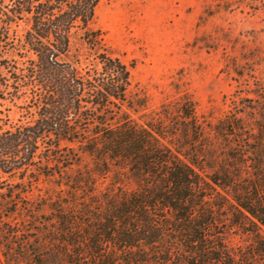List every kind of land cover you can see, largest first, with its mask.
Wrapping results in <instances>:
<instances>
[{
    "label": "trees",
    "instance_id": "16d2710c",
    "mask_svg": "<svg viewBox=\"0 0 264 264\" xmlns=\"http://www.w3.org/2000/svg\"><path fill=\"white\" fill-rule=\"evenodd\" d=\"M106 1L0 0L4 264H264V83L231 61L219 119L148 113L93 27Z\"/></svg>",
    "mask_w": 264,
    "mask_h": 264
},
{
    "label": "rangeland",
    "instance_id": "374dc122",
    "mask_svg": "<svg viewBox=\"0 0 264 264\" xmlns=\"http://www.w3.org/2000/svg\"><path fill=\"white\" fill-rule=\"evenodd\" d=\"M93 27L130 67L132 94L146 98L148 113L190 96L200 116L219 119L238 86L231 61L264 83V0H109ZM20 119L21 110L0 99V132Z\"/></svg>",
    "mask_w": 264,
    "mask_h": 264
}]
</instances>
